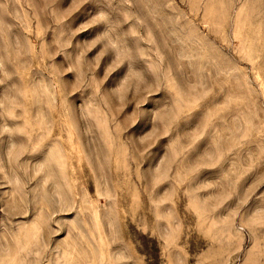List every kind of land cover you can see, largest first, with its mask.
I'll list each match as a JSON object with an SVG mask.
<instances>
[{
  "label": "rangeland",
  "instance_id": "rangeland-1",
  "mask_svg": "<svg viewBox=\"0 0 264 264\" xmlns=\"http://www.w3.org/2000/svg\"><path fill=\"white\" fill-rule=\"evenodd\" d=\"M0 264H264V0H0Z\"/></svg>",
  "mask_w": 264,
  "mask_h": 264
}]
</instances>
